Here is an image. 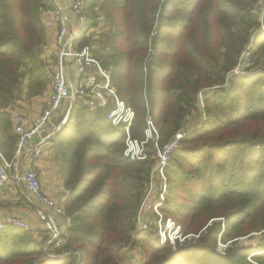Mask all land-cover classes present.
<instances>
[{
	"label": "trees",
	"instance_id": "obj_1",
	"mask_svg": "<svg viewBox=\"0 0 264 264\" xmlns=\"http://www.w3.org/2000/svg\"><path fill=\"white\" fill-rule=\"evenodd\" d=\"M254 1L163 0L158 8L160 0H84L82 45L84 34L97 25L95 8L114 27L106 55L110 64H102L110 69L120 99L134 111L129 136L146 141L145 159L125 157V129L107 118L112 105L89 112L76 102L54 135L68 191L66 246L59 258L50 259L30 232L6 226L0 229V264H135L129 256L140 240L149 246L145 264H249L252 247L233 242L225 254L216 251L217 222L200 234L205 223L190 228L182 222L201 218L204 204L219 202L225 218L220 241L264 230V33L250 52L257 72L231 73L257 25ZM48 9H53L50 0H0V150L6 157L17 140L8 108L23 93L22 79L26 100L49 84L37 59L46 45L41 14ZM95 56L101 60L102 54ZM228 75L232 80L225 88ZM210 87L215 88L204 96L207 123L179 140L165 169L168 193L185 186L192 209L172 205L169 198L161 211L182 224V236L199 234L184 246H172L136 228L156 151L145 134L147 121L162 147L196 109L199 93ZM197 161L198 177L189 171ZM236 184L245 189L236 191ZM177 212L180 218L173 217ZM255 252L252 262L264 264V245Z\"/></svg>",
	"mask_w": 264,
	"mask_h": 264
},
{
	"label": "built area",
	"instance_id": "obj_2",
	"mask_svg": "<svg viewBox=\"0 0 264 264\" xmlns=\"http://www.w3.org/2000/svg\"><path fill=\"white\" fill-rule=\"evenodd\" d=\"M50 1L53 5L52 23L56 29V36L53 50L54 66L49 80V95L38 115L32 118L24 114L15 116L13 130L17 140L13 157L5 165L11 168L13 173H16L14 174L15 180L24 185L26 193L39 205V217L45 222L49 233L53 236V243L60 246V227L56 217L63 216V206L44 194L39 175L35 169L23 170L18 166L20 157L36 159L42 155V143L33 142L34 137L62 110L63 118L58 124V130L60 131L67 123L76 102H81L89 112H95L98 108L112 105L107 118L113 126L125 129L127 135L124 150L125 157L130 160L145 159L143 147L146 141L139 143L137 140L130 138L129 128L134 119V111L118 96L109 69L104 67L96 58L94 49L89 45H82L81 37L87 23L84 13V0ZM252 12L262 19L264 17V0H255ZM153 34H156V32H153ZM251 48L252 43L250 40L249 43L245 44L237 65L231 71L232 75L246 72L245 69L253 66ZM199 100L204 106L203 92L199 93ZM147 123L146 137L155 144L156 148L150 177L152 181H159L155 190L151 186L149 190H147V187L144 189L142 199L143 205H145L151 194H156V191L159 192L157 195L160 198H157L153 205L149 204L150 207L157 208L162 204L163 195L168 189L165 169L169 164L171 153L177 148L179 140L185 135L178 130L169 142L159 148L157 145V131L149 120ZM0 158L3 159L1 150ZM168 221L170 222V220ZM6 226L20 228L30 233L33 232L28 223L16 217L0 220V229ZM175 228V232L178 233L179 227L175 226ZM55 258H59V256L57 255Z\"/></svg>",
	"mask_w": 264,
	"mask_h": 264
},
{
	"label": "rangeland",
	"instance_id": "obj_3",
	"mask_svg": "<svg viewBox=\"0 0 264 264\" xmlns=\"http://www.w3.org/2000/svg\"><path fill=\"white\" fill-rule=\"evenodd\" d=\"M162 1L163 0H160L158 8L161 7ZM84 6H85V4H84ZM48 10H50V9H48ZM52 10L53 9H51V13H52ZM94 11H96V13L98 14L97 25H96V27L89 29L86 32L85 43H86V45L91 46L94 49L95 53H96V51H99L102 54L101 60L99 59L101 64L102 63L103 64H105V63L110 64V59H107L106 55H110V46L108 44V41H110V38L112 37V34L114 32V27L112 26L111 22L108 21L104 17V15H102V13H100L97 10V8H95ZM253 16L255 18L257 25L251 34V38L249 39V41L251 40L252 44H254V40H255L256 36L264 33V19H263L264 17L261 19V18L257 17L256 15H253ZM258 29H260V30H258ZM83 41H82V43H83ZM249 41L247 43H249ZM37 59L39 61H41V64L44 66L45 71L47 72V76L50 78V75L52 73L53 66H54L53 51H50L49 49L46 50L45 47H42V49L40 50V52L37 56ZM245 70H247V71L246 72H240V73L235 74V75L243 76V77H249V76L253 75L255 72H257V70H254V65L250 68L245 69ZM109 71H110V69H109ZM25 80H26V77H24L21 81V89L22 88L25 89V86L23 84L25 82ZM231 80H232L231 75H228L225 79V83H224L223 87L229 88ZM48 88H49V84H48ZM214 88L215 87H210V88H206L205 90H203V96H207V94L212 92V90ZM44 93L45 92H43L40 96H37L38 99L35 100L36 104L34 107H32V109L34 108V110H36L37 108H43L44 107L46 100L48 98V96L46 97L44 95ZM22 95H23V93H22ZM48 95H49V93H48ZM245 95H247L251 99V95H249L248 93H245ZM45 97H46V99H45ZM198 98H199V95H198ZM31 99L30 100H24V101L20 102V105L16 106L18 108V110L21 111V109L23 107H27L28 105H29V109H30V106H31L30 104L33 100V99L32 100ZM204 106H205V104H204ZM204 106H203V104H201V102L199 100L197 102L196 109L194 111H191L190 114H188L185 117L183 124L181 125V128L179 129L183 135L187 136L190 133L194 132L195 130L199 129L203 124L207 123V116L204 112ZM62 118H63V112L61 110L58 113V115L55 117L54 120H56V122H59V120L61 121ZM175 133L172 136H174ZM183 137H185V136H183ZM143 149H144V147H143ZM3 156L5 157V159L9 158V157H6L4 154H3ZM11 159L12 158H10V160ZM198 164H200V163L197 161L196 166L189 169V171L190 172L193 171L197 177L199 175H201V173H202V171L198 168L200 166V165L198 166ZM18 166L20 167L19 164H18ZM12 173H13V171H12ZM14 174H16V173H13V175ZM165 176L167 179L168 176L166 175V173H165ZM158 181L157 180L152 181V179L150 177L149 182L147 184H145V186L147 187V190L150 189V186L153 190H155L156 187L158 186ZM167 181H168V179H167ZM195 182H197V181H194V183ZM182 184H185L184 181H182ZM227 185L229 186L228 183H227ZM181 186L182 187L177 190V191H179V193H168V189H169L168 188L166 193H164V195H163V201L161 202L162 204H160L157 208L156 207H150V205H153L157 201V198H160L159 195H157V193H159V192L156 191V194H151L148 197L145 205H143V199L141 200L139 210H138V214H137V221H136L137 232L141 231V233L149 234V236L153 240L155 238H157L158 240H160V242H162V243L166 242L172 246H177V244H181L182 246H184V242L186 240H189L192 238L193 239L198 238L199 234L202 232H205L207 227L212 226L214 223L217 222L219 224V233L217 232L218 235H217V240H216V251L219 254H225L226 250L228 248L232 247L233 242H236V244H237L236 246H238V247H247V246L252 247V249H251L252 252H250L251 254L247 258V260H248L249 264H254V262H252V260H251L252 255L259 254L255 251H257L260 246L264 245V230H262L260 232H251L245 236L237 237V238L230 240L228 242L220 241L221 233H222V231H224L223 230V228H224L223 224L225 223V218H223L224 205L221 206V204H219V202L218 203L215 202L214 205L210 204V203H206V204L203 203L204 208H203L202 213L200 214L201 218L195 219L191 223H189L190 221H188V219H184L185 223L182 222L184 227L189 224L190 228H194V227L199 226L202 223L203 224L205 223L206 224L205 227L200 230L198 235H194V234H188L187 236L181 235L182 224H180L181 226L178 225L173 218L169 217L170 215H168V217H166V215L161 211V209L163 207V203L169 198H170L169 201L172 203V205H179V206H182L184 208L189 207L190 209H192L190 202L186 200V199L191 198V196H189L186 193V191L184 189H182V188H185V186H183V185H181ZM231 187H233V186H231ZM234 187L237 189L236 191H243L245 189L244 187H240L238 184L234 185ZM230 190H231V188H229L227 190V192H230ZM144 192L145 191L143 190L142 193H144ZM223 192H224L223 188L221 190H219V193H223ZM169 194H170V196H169ZM210 196L211 195H209V197ZM53 200H55V199H53ZM203 204H202V206H203ZM184 208H182V210H181L182 213L185 212ZM63 209H64V206H63ZM177 213L179 214V212H177ZM178 214L173 215V217H179L180 218V214L179 215ZM61 219L62 220H61V229H60V237H59V245L60 246H56L55 243H53V241H52L53 236L51 234L50 235L47 233L46 234L45 233L40 234L41 239H36L33 237V232L31 231V233H30L32 235V238L35 241H37L39 244L42 245L44 253L48 252V258H50V259H57V258H55V256L59 255L66 246V242H65V239H63V236L67 237V235H68L67 234L68 233L67 228L69 227L71 219L66 216L65 211H64V214L61 217ZM175 219H177V218H175ZM168 220H170V222ZM254 222H252V223H254ZM252 223H250L249 225H251ZM175 226L179 227L178 233L175 232V230H176ZM246 229H248V228L244 227V228H240L239 230H240V232H245ZM50 243H53L54 245L53 244L49 245ZM63 244H65V245L63 246ZM62 247H63V249H62ZM78 252H80V251H78ZM148 252H149V246H147L146 242H142V240H140L139 243L134 248L133 252L130 253L129 257L131 258V260L133 262H135V264H138V263L145 264L148 260ZM64 253L67 254V252H64ZM80 253L82 255V252H80Z\"/></svg>",
	"mask_w": 264,
	"mask_h": 264
},
{
	"label": "crops",
	"instance_id": "obj_4",
	"mask_svg": "<svg viewBox=\"0 0 264 264\" xmlns=\"http://www.w3.org/2000/svg\"><path fill=\"white\" fill-rule=\"evenodd\" d=\"M57 1L62 2L64 0ZM41 17L45 26L46 45L44 47L46 50L49 49L53 51L56 29L52 23L51 10L43 11ZM24 86L25 89L22 88L23 95L21 94V96L8 108L11 113L12 125L16 115L24 114L32 118L38 115L42 110V108H37L36 110H34V108L32 109L36 104L35 100L38 99L37 97L32 98L33 100L31 99L30 109L28 105L27 107H23L21 111L18 110L16 106L20 105V102L26 100V83ZM44 92V95L47 97L49 88L47 87ZM54 119L55 118H53L33 139V142L42 143V155L36 159L32 157H20L18 164L23 170L28 168L35 169L39 175L44 194L55 199L61 206H64L68 191L64 185L61 158L54 146L55 136H53L59 132L58 124L60 120L56 122ZM13 154L14 152L7 159H5L4 156L3 159L0 158V220H4L8 217L19 218L32 227L34 238L41 239L40 234L47 233L50 235V233L45 222L39 217V205L26 193L24 185L15 180L12 169L5 165L10 162V158H12ZM3 177L5 178L3 179ZM61 217H56L60 229Z\"/></svg>",
	"mask_w": 264,
	"mask_h": 264
}]
</instances>
